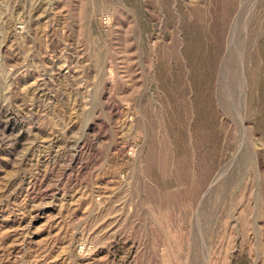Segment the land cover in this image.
I'll use <instances>...</instances> for the list:
<instances>
[{"label": "rangeland", "instance_id": "rangeland-1", "mask_svg": "<svg viewBox=\"0 0 264 264\" xmlns=\"http://www.w3.org/2000/svg\"><path fill=\"white\" fill-rule=\"evenodd\" d=\"M0 264H264V0H0Z\"/></svg>", "mask_w": 264, "mask_h": 264}]
</instances>
